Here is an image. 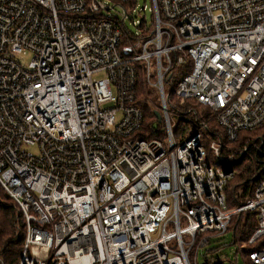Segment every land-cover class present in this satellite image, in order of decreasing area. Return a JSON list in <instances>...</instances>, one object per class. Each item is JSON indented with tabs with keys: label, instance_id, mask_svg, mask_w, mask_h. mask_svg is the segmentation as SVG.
<instances>
[{
	"label": "built area",
	"instance_id": "built-area-1",
	"mask_svg": "<svg viewBox=\"0 0 264 264\" xmlns=\"http://www.w3.org/2000/svg\"><path fill=\"white\" fill-rule=\"evenodd\" d=\"M137 1L0 0V188L22 235L17 264H198L208 233L247 210L248 259L264 264V177L228 206L222 154V138L264 124V0H151L152 22L132 19L137 38L121 46ZM179 69L175 97L210 110L218 136L185 112L175 133L166 82ZM139 79L157 130L136 103ZM249 145L239 152L255 178L264 137Z\"/></svg>",
	"mask_w": 264,
	"mask_h": 264
},
{
	"label": "trees",
	"instance_id": "trees-1",
	"mask_svg": "<svg viewBox=\"0 0 264 264\" xmlns=\"http://www.w3.org/2000/svg\"><path fill=\"white\" fill-rule=\"evenodd\" d=\"M136 3V0H127L123 5L133 7ZM136 36H133V32L128 30L126 32V35L122 37L120 45L123 46L124 44H127L128 42L132 40H136ZM182 72L179 70H175L173 76L166 82V88L169 94L170 100L173 102L174 105V111L177 113H186L189 114L191 118H197L199 119L200 115L205 116L207 119H209V128L208 133H211L213 136L219 135V128H217L216 123L214 122V119L211 117V112L206 107L205 109H202L198 111V113H194L195 106L198 107L199 104L192 100H180L177 97H174V86L179 80V77L181 76ZM135 94H136V103L141 107V110L144 113L145 117V124H147L146 120L149 119L150 116V104H149V93L147 92L145 86L141 82V80H138V83L135 88ZM194 108V109H193ZM190 112H188V110ZM188 112V113H187ZM184 124V123H183ZM182 123L176 124V130L175 133L178 135L179 133H182L184 130L189 126L183 127ZM191 126V125H190ZM264 137V124L252 129L250 131H241L238 134V139L233 143H227L225 138H222L224 143V148L222 149V154L224 155H232L233 160L231 162L229 161V167L234 171V176L229 180L228 185H230V188L228 186V192L229 196L227 197V204L230 207H234L237 205L242 204L244 201V196L253 190V184H255L264 177V154L259 153L256 157V171H255V178L252 177L254 169L250 166V164L247 162V154L246 153H240V149L247 148L248 154H254L252 151L251 146L249 145L251 141H254L258 138ZM253 182L251 185L250 182ZM8 197V196H7ZM10 199V198H9ZM13 206V205H12ZM13 215H3V219L0 218V256L4 260L5 264H17V260L19 258L20 252H21V246H22V235L18 232V230L15 227V218H16V210L13 206ZM12 211V210H11ZM10 213V214H12ZM256 211L255 210H247L245 212V216L240 222L239 215H235L236 217L232 218L228 228L230 227L233 231V242L242 240L245 245L242 248V253L245 255V260L247 263L249 262L247 253L250 252L253 247L250 244H247V241L253 234L255 228L257 227V219H256ZM4 217L11 218L12 219V229L8 230L5 226ZM240 218V219H239ZM219 261H222V259H219Z\"/></svg>",
	"mask_w": 264,
	"mask_h": 264
},
{
	"label": "rangeland",
	"instance_id": "rangeland-1",
	"mask_svg": "<svg viewBox=\"0 0 264 264\" xmlns=\"http://www.w3.org/2000/svg\"><path fill=\"white\" fill-rule=\"evenodd\" d=\"M137 11H128L127 16L124 19V24L127 27L128 30L133 32L135 30V27L133 26L131 20L136 19V18H141L142 15L145 16V20L147 23H151L153 19V14H152V3L151 0H138L137 1ZM145 5L144 11L141 10V8ZM115 11L119 12L120 16L122 15L123 8L120 6H115ZM111 13H114L112 10ZM31 58L30 53H27L26 55H21L20 56V61L22 64L26 65ZM138 64V62H137ZM103 74L98 73L94 75V78H102ZM151 98L154 100L155 107L160 109L161 108V101L159 100L158 97H156V92L154 91L151 93ZM175 97V95L173 94ZM150 106V116L149 119L146 120L147 124H151L156 130L161 128L163 126V121L159 122L157 118L155 117L153 110H154V105H149ZM202 109H205L204 106L200 105L199 106ZM206 110V109H205ZM171 112V120L174 123V125L178 123H184L182 119H177L178 116L176 115V111L172 110L170 108ZM189 117V115H186ZM179 120V122H178ZM247 162L250 164L252 169H254L255 164L251 161L249 155H247ZM225 167V166H224ZM230 188V185H229ZM228 190L226 191L227 197L229 194H227ZM8 195L5 193L3 189L0 188V218L3 219V215L9 214L13 215V203ZM12 210V211H11ZM12 213V214H10ZM245 216V212L243 214H240L239 218L240 222H242L243 218ZM236 217V216H234ZM233 217V218H234ZM5 222V227L8 230H11L13 225H12V219L7 217H4ZM212 234L211 237L208 240V243L204 245V247L200 248L197 251V263L198 264H211V261L213 259L221 258L223 264H251L247 263L245 260V255L242 253V248L244 246V242L242 240H238L233 242V231L229 227L225 232L221 234H216V233H208ZM205 256H208V259L205 258ZM194 257V252L191 254V259Z\"/></svg>",
	"mask_w": 264,
	"mask_h": 264
},
{
	"label": "water",
	"instance_id": "water-1",
	"mask_svg": "<svg viewBox=\"0 0 264 264\" xmlns=\"http://www.w3.org/2000/svg\"><path fill=\"white\" fill-rule=\"evenodd\" d=\"M154 115H155L156 118L160 119V114H159L158 111H154Z\"/></svg>",
	"mask_w": 264,
	"mask_h": 264
}]
</instances>
